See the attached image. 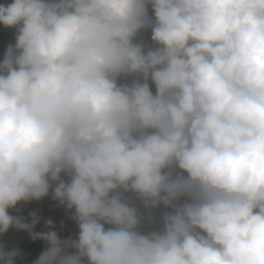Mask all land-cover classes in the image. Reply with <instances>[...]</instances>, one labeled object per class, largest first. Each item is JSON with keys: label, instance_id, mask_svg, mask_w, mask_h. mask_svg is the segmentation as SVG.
<instances>
[{"label": "clouds", "instance_id": "obj_1", "mask_svg": "<svg viewBox=\"0 0 264 264\" xmlns=\"http://www.w3.org/2000/svg\"><path fill=\"white\" fill-rule=\"evenodd\" d=\"M0 25V233L44 240L34 264H264V0H11ZM50 191L75 238L9 214Z\"/></svg>", "mask_w": 264, "mask_h": 264}, {"label": "trees", "instance_id": "obj_2", "mask_svg": "<svg viewBox=\"0 0 264 264\" xmlns=\"http://www.w3.org/2000/svg\"><path fill=\"white\" fill-rule=\"evenodd\" d=\"M11 0H0V4L10 3ZM141 38L146 44L150 43V32L141 34ZM15 43V29L5 28L0 25V60L3 59L4 52L9 44ZM9 214L24 219L26 223H31L33 217L30 213L35 212L39 218L32 228L33 232H47L54 230L61 240L75 238L78 234V225L70 217L74 210L66 209L63 205L52 199L51 191L40 200H33L27 203L18 202L17 205L9 209ZM51 220L52 225L46 226V221ZM48 247L47 243L41 239L33 240L28 231L10 227L7 232L0 233V249H16L18 255L14 258V264H34V261ZM73 251L72 249L68 250Z\"/></svg>", "mask_w": 264, "mask_h": 264}, {"label": "flooded vegetation", "instance_id": "obj_3", "mask_svg": "<svg viewBox=\"0 0 264 264\" xmlns=\"http://www.w3.org/2000/svg\"><path fill=\"white\" fill-rule=\"evenodd\" d=\"M136 205H137V207L140 209V211L143 213V215H144V217H145V219L144 220H146L145 221V225H143V227L144 228H149V227H151L152 225H153V223L155 222V215L153 214V211H155L156 209H144L141 205H140V203H139V201H133ZM162 211H163V206H162ZM148 213H150L151 214V216H152V218H151V221H149V217H147V215H148Z\"/></svg>", "mask_w": 264, "mask_h": 264}]
</instances>
